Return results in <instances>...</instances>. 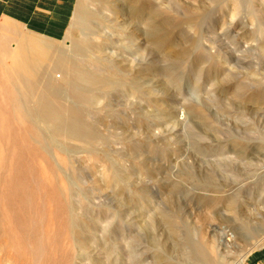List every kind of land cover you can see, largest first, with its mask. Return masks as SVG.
Segmentation results:
<instances>
[{
	"label": "rangeland",
	"instance_id": "1",
	"mask_svg": "<svg viewBox=\"0 0 264 264\" xmlns=\"http://www.w3.org/2000/svg\"><path fill=\"white\" fill-rule=\"evenodd\" d=\"M77 6L91 17L74 28ZM74 12L59 39L0 22L5 49L15 35L67 52L83 38L100 63L86 68L115 83L86 104L48 82L49 108L28 104L34 126L0 79V264L238 263L239 214L264 211V0H75ZM243 264H264V245Z\"/></svg>",
	"mask_w": 264,
	"mask_h": 264
},
{
	"label": "bare ground",
	"instance_id": "2",
	"mask_svg": "<svg viewBox=\"0 0 264 264\" xmlns=\"http://www.w3.org/2000/svg\"><path fill=\"white\" fill-rule=\"evenodd\" d=\"M89 16L82 6H77L71 27L78 28L82 21ZM188 18H191L190 15L185 18V21L191 20ZM118 21L120 20L118 19ZM119 27L121 29V26ZM133 32L132 27L127 25L123 30V34L121 33L122 35L118 36L117 48L123 49L127 46L131 42L127 35H131ZM147 34L156 48H160L163 45V41L166 40L163 26L150 25ZM15 37L16 35L11 36V38L8 37L12 42L8 44L6 49V37L4 39L5 41L3 39L2 41L0 40V79L6 82L2 86L3 88L5 87V94H7L8 102L11 104L10 106L14 112L31 125H34V123L31 118L32 109L30 106L28 108L29 101L35 100L41 111L47 110L49 108L50 98L48 93L44 92L43 88L46 84L49 85L48 82L55 81L56 83L62 84V86H66L72 93L78 95L80 101L86 104L92 103L91 101L93 100L95 91H106L114 88L115 83L110 78H107V73L105 74L98 70L90 71L86 68L88 64H94L95 66V64L100 63L99 60H92L89 57V51L83 38L76 39L71 48L72 50L67 52L64 50L65 48L45 46L39 41L26 45L18 37ZM118 68L115 69L117 72L120 70ZM192 114L197 119H200V121L204 120V116L200 110L193 109ZM52 125L58 135L66 138L67 133L56 122H53ZM209 198H212L214 201L217 199L214 196ZM239 221L241 222L240 227L242 228L239 237L242 238V242L247 247V250L243 256L241 255V259H238V263L235 264H243L247 254L264 245V211H256V209L248 212L243 211V213L239 214ZM198 264L219 263L209 253H202Z\"/></svg>",
	"mask_w": 264,
	"mask_h": 264
},
{
	"label": "crops",
	"instance_id": "3",
	"mask_svg": "<svg viewBox=\"0 0 264 264\" xmlns=\"http://www.w3.org/2000/svg\"><path fill=\"white\" fill-rule=\"evenodd\" d=\"M75 0H0V22L14 21L25 30L48 39L65 34Z\"/></svg>",
	"mask_w": 264,
	"mask_h": 264
}]
</instances>
